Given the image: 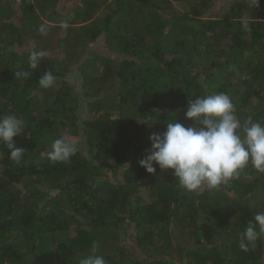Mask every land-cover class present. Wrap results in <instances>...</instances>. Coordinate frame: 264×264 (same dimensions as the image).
<instances>
[{
	"label": "trees",
	"instance_id": "obj_1",
	"mask_svg": "<svg viewBox=\"0 0 264 264\" xmlns=\"http://www.w3.org/2000/svg\"><path fill=\"white\" fill-rule=\"evenodd\" d=\"M216 1L0 0V116L24 121L13 142L25 150L16 164L0 142V264L87 255L264 264V235L240 247L264 212V173L251 162L197 191L180 187L172 169L139 164L150 134L191 125L184 113L197 97L227 93L242 126L264 123V0ZM33 50L45 53L36 69ZM45 72L52 87L38 83ZM61 137L78 151L53 162L47 153Z\"/></svg>",
	"mask_w": 264,
	"mask_h": 264
},
{
	"label": "clouds",
	"instance_id": "obj_2",
	"mask_svg": "<svg viewBox=\"0 0 264 264\" xmlns=\"http://www.w3.org/2000/svg\"><path fill=\"white\" fill-rule=\"evenodd\" d=\"M259 0H250V7L258 6ZM248 24V18L244 20ZM41 34L45 29L41 27ZM43 51H31L29 67L36 69L44 57ZM17 77L28 78V71L16 72ZM42 88L52 87L55 77L45 72L38 81ZM236 106L227 93H214L188 100L186 119L190 126L179 122L168 123L166 130L149 136L150 148L139 164L148 172L155 173L154 162L161 170L172 169L179 186L187 191H197L206 186L217 188L236 179L249 162L264 173V123L251 117L242 126L236 118ZM24 121L15 115L0 116V142L9 149L8 156L16 164L22 162L25 150L16 147L13 137L22 133ZM242 133V134H241ZM78 146L67 138H56L47 153L53 162H68L76 154ZM264 235V212L254 214L242 234L240 247L247 251ZM78 264H106L101 255H87Z\"/></svg>",
	"mask_w": 264,
	"mask_h": 264
},
{
	"label": "rangeland",
	"instance_id": "obj_3",
	"mask_svg": "<svg viewBox=\"0 0 264 264\" xmlns=\"http://www.w3.org/2000/svg\"><path fill=\"white\" fill-rule=\"evenodd\" d=\"M219 1H222V0H217L216 3H218ZM67 78H69V77H67ZM70 78H71V79H70L71 81L74 79L73 77H70ZM72 78H73V79H72Z\"/></svg>",
	"mask_w": 264,
	"mask_h": 264
}]
</instances>
